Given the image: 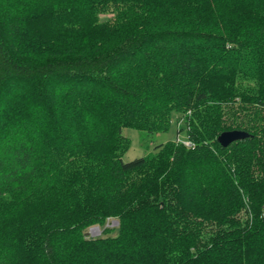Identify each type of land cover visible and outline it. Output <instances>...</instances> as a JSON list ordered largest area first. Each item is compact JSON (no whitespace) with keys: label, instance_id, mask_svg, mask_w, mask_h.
I'll use <instances>...</instances> for the list:
<instances>
[{"label":"trees","instance_id":"trees-1","mask_svg":"<svg viewBox=\"0 0 264 264\" xmlns=\"http://www.w3.org/2000/svg\"><path fill=\"white\" fill-rule=\"evenodd\" d=\"M0 264H264V0H0Z\"/></svg>","mask_w":264,"mask_h":264},{"label":"rangeland","instance_id":"rangeland-1","mask_svg":"<svg viewBox=\"0 0 264 264\" xmlns=\"http://www.w3.org/2000/svg\"><path fill=\"white\" fill-rule=\"evenodd\" d=\"M116 10H114V8L113 9L109 8L104 13H99L98 23H106L110 21L115 22L117 18L116 16L117 12L119 11ZM183 117H185L183 113H174L171 118V124L169 130L166 133H161L153 136L147 135L146 133L138 131L137 129L132 127L124 128L123 135L129 139L130 148L124 154L123 161L125 163H128L135 159L145 157L150 153H155V149H156L155 147L157 145L165 144L167 142H176L178 138L185 140L187 138L186 129H184L183 132L180 133V130L185 128L184 124L182 123ZM241 214L247 216L245 210H243ZM95 228H99L100 231ZM117 234H118V220L113 218H109L105 223V225L102 227L93 226L86 230V236L88 239L116 236Z\"/></svg>","mask_w":264,"mask_h":264},{"label":"water","instance_id":"water-1","mask_svg":"<svg viewBox=\"0 0 264 264\" xmlns=\"http://www.w3.org/2000/svg\"><path fill=\"white\" fill-rule=\"evenodd\" d=\"M248 136H249V134L247 132H244V131H238V130L228 131V132L222 133L218 137V142L221 146L228 147L231 144H233L234 142L241 141V140L247 138Z\"/></svg>","mask_w":264,"mask_h":264},{"label":"built area","instance_id":"built-area-1","mask_svg":"<svg viewBox=\"0 0 264 264\" xmlns=\"http://www.w3.org/2000/svg\"><path fill=\"white\" fill-rule=\"evenodd\" d=\"M182 123L184 124V127H185V128H183V130L186 129V131H187L188 130V127L186 125V122H185V118L184 117H183ZM176 142L178 144L184 145L188 149H195V147H196V144L192 140H190L188 137L185 140H182V139L178 138V140ZM95 229H98L99 230V228H95ZM93 231H94V229H93Z\"/></svg>","mask_w":264,"mask_h":264}]
</instances>
